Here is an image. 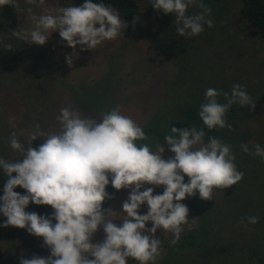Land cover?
Instances as JSON below:
<instances>
[{"label":"rangeland","instance_id":"1","mask_svg":"<svg viewBox=\"0 0 264 264\" xmlns=\"http://www.w3.org/2000/svg\"><path fill=\"white\" fill-rule=\"evenodd\" d=\"M139 1L153 22L168 21V30L177 35L175 40L159 43L150 36L146 21L132 38L123 33L91 51H81L77 46L79 56L73 57L71 66L65 55L73 49L66 46L58 32L43 46L29 45L11 32L20 27L31 30L33 16L54 12L58 7L79 5L72 0H46L43 5L15 0V5L0 6V156L21 158L9 145L13 132L27 147L37 123L42 130L58 131L60 124L56 117L64 107L99 120L103 112L119 106L123 114L146 132L148 140L140 143L153 148L157 144L164 146L165 159L174 156L164 140L171 126L203 127L206 139L216 136L232 145L235 163L244 177L228 189L215 190L210 200H202L198 192L185 199L183 203L190 211L184 231L194 230L200 237L195 239L196 245L170 253L171 248H177L169 244L172 234L158 230L156 236L162 240L163 251L155 264H162L169 255L176 258L174 264H264V162L243 152L240 145H248L247 137L233 131L234 123L254 118L264 103V40L238 28L237 14L243 0H204L212 10L210 18L214 26H205L194 37L176 33L173 14L156 11L149 0ZM188 11L193 14L201 9L192 6ZM7 45H12V49ZM236 83L246 88L256 102L255 109L250 111L234 104L226 114L231 130L207 129L198 115L205 100L204 92L208 88L230 92ZM218 100L223 103V96ZM188 110L195 111L197 117L185 118L183 113ZM42 142V137L37 138L33 147ZM6 179L0 170V195ZM145 187H155L156 193L164 190L163 186ZM106 190L112 198L104 202L103 208L115 211L112 218L118 219L115 223L119 225L123 218L122 204L131 189L116 190L110 183ZM15 191L24 194L26 190L17 187ZM26 211L46 215L53 209L50 205L30 203ZM147 211V204L139 209L140 214ZM246 216H258L260 220L245 228L241 218ZM5 219L0 216V223ZM146 227L151 228V222ZM104 235L101 227L94 234L93 243L102 242ZM0 252V264H19L21 255L31 258L33 254L41 257L50 254L43 246L42 237L13 226L0 227ZM128 264L137 262L129 259Z\"/></svg>","mask_w":264,"mask_h":264},{"label":"clouds","instance_id":"2","mask_svg":"<svg viewBox=\"0 0 264 264\" xmlns=\"http://www.w3.org/2000/svg\"><path fill=\"white\" fill-rule=\"evenodd\" d=\"M26 2L43 5L46 0ZM149 4L158 12L175 16L179 36H198L205 26H214L212 10L204 0H149ZM3 5H15V0H0ZM192 6L201 11L189 14ZM32 19L31 30L20 27L12 35L29 45L43 46L58 32L66 46L73 49L65 55L69 66L73 57L79 56L77 46L81 51L96 50L106 41L123 36L129 26L119 10L104 0H84L80 6L58 7ZM138 20L135 17L133 25ZM7 48L12 49V45ZM220 96L223 103L218 100ZM204 98L198 115L209 130H231L226 114L234 104L250 111L256 106L239 83L230 92L208 88ZM56 119L60 129L55 132L42 130L37 123L27 147L12 133L9 145L21 154L20 159L0 156V170L7 177L0 195V216L6 219L0 227L26 229L42 237L43 246L50 252L46 257L21 255L19 264H128L129 259L137 264H155L163 251L162 240L156 236L158 230L172 234L170 245L181 239L189 221L185 199L198 192L202 200H210L215 190L228 189L244 177L235 163L232 145L216 136L206 139L203 127L171 126L164 140L174 156L165 159L164 146L153 148L140 143L148 140L146 132L119 106L103 112L99 120L64 107ZM41 137L43 142L33 147V141ZM240 148L264 160V146L259 143L252 149L242 143ZM110 183L116 190L131 189L122 204L119 225L115 223L118 219L112 218L115 211L103 208L104 202L112 198L106 190ZM145 185L163 186L164 190L156 193L155 187ZM17 187L25 193L15 191ZM30 203L50 205L53 211L46 215L28 212ZM145 204L148 211L140 214ZM259 220L258 216H246L241 224L246 228ZM149 222L151 228L146 227ZM101 227L104 239L93 243Z\"/></svg>","mask_w":264,"mask_h":264},{"label":"trees","instance_id":"3","mask_svg":"<svg viewBox=\"0 0 264 264\" xmlns=\"http://www.w3.org/2000/svg\"><path fill=\"white\" fill-rule=\"evenodd\" d=\"M72 1L79 6L84 3V0ZM104 2L118 9L121 18L128 23V28L124 30V34L128 38L134 37L138 32L140 24L146 23V21L149 25L150 36L155 38L159 43L168 40L173 41L177 38L176 34L168 30V21L161 19L160 22H153L150 14L144 10L145 8L139 0H104ZM135 17H139V20L133 25L132 21ZM237 26L249 36L258 40H264V0H243L237 14ZM183 115L187 119L197 117V113L193 110L185 111ZM254 116V118H246L233 124L234 133L238 136H246L249 147H253L256 143H264V103L259 106ZM262 161L264 162V160ZM193 231L186 229L181 234L180 241L174 245L177 248H171L170 253L174 249H183L196 245L195 239H198L200 236H197L198 234L195 235ZM198 231L197 233H202L204 229ZM174 246L172 245V247ZM176 261V258L173 259L172 255H169L162 264H174Z\"/></svg>","mask_w":264,"mask_h":264}]
</instances>
